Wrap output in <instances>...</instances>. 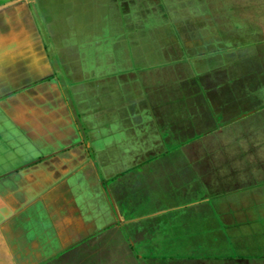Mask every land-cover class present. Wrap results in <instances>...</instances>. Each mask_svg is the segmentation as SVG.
<instances>
[{
  "label": "crops",
  "instance_id": "obj_1",
  "mask_svg": "<svg viewBox=\"0 0 264 264\" xmlns=\"http://www.w3.org/2000/svg\"><path fill=\"white\" fill-rule=\"evenodd\" d=\"M79 2L0 0V264H168L143 251L157 248L161 221L185 228L199 212L201 228L174 242L213 252L189 264H264L262 148L248 146L251 160L237 167L226 162L232 152L221 159L220 145L198 155L185 147L191 131L193 140L222 133L227 115L239 112L235 121H247L264 113V103L250 110L258 98L248 96L250 111L225 113L222 105L214 126L201 117L199 97L186 99L190 76L225 69V60L264 61V0H197L190 11L189 4L159 1L143 9L150 25L123 13L120 22L145 27L149 36L129 33L115 49L118 68L103 62L91 69L87 42L78 45L72 31ZM56 25L64 36L48 30ZM136 55L150 62L134 67ZM195 83L194 93L201 90L200 79L197 89ZM173 145L186 160L158 163ZM221 226L228 239L234 234L237 256L214 253L228 242Z\"/></svg>",
  "mask_w": 264,
  "mask_h": 264
},
{
  "label": "rangeland",
  "instance_id": "obj_2",
  "mask_svg": "<svg viewBox=\"0 0 264 264\" xmlns=\"http://www.w3.org/2000/svg\"><path fill=\"white\" fill-rule=\"evenodd\" d=\"M160 4H164V0H81V3L79 2L78 7V18L74 22V26L72 27V31L74 33V36L76 37V43L78 45L83 44V42L86 40L87 46H86V52L84 53V60L87 61L89 64L90 69L94 68V65L96 63H103L104 65L109 62L111 64L110 66H106L107 68H110L113 66V62L117 63V54L118 50L117 45L120 41H130L129 33L132 34V32H136V35L133 36L134 38H145L148 37V29L143 27L142 31L139 32L141 26H135L128 28L127 24L125 25V21L122 22L120 17L124 16L123 13L127 14L126 19H135V20H143V24L150 25L152 22L148 21L149 19H152L150 15H148L147 12H144L143 9L146 7L154 6L158 7ZM169 6H176L178 5H188L189 11L192 8H195L196 4L199 3L197 0H165ZM200 1V0H199ZM217 1V0H214ZM49 2V1H48ZM50 3H53L50 1ZM223 3V2H222ZM51 6V5H49ZM264 6V4H263ZM153 7V8H154ZM53 8V7H52ZM71 8V6H70ZM82 9V11H81ZM123 10V11H122ZM197 10V9H196ZM81 11V13H80ZM62 13V12H61ZM118 14V16H117ZM254 20L255 17L258 15V12L255 11L253 13ZM260 16H264V9L259 13ZM228 16H230V13H228ZM58 17V14L56 12L51 11V20L53 21ZM184 17V16H183ZM71 20V17H69ZM189 18L192 20L198 21L201 19L200 16H189ZM147 19V20H146ZM188 18H183V20H187ZM192 20V21H193ZM59 21V20H57ZM148 21V22H147ZM61 22V21H60ZM53 23V22H51ZM132 23V22H130ZM56 24V23H55ZM59 24V23H58ZM142 24V25H143ZM64 24H61L60 26H63ZM134 25V24H133ZM50 28V27H49ZM61 27H55L51 26V29H48L54 33L56 32V36H64V34L61 32ZM64 27H62L63 29ZM46 29V30H47ZM64 29H67L66 27ZM186 29V28H184ZM192 30V29H191ZM198 29L195 28L192 30L193 32H196ZM188 31V32H192ZM61 33V34H60ZM123 37V39H122ZM63 38V37H62ZM61 38V39H62ZM125 39V40H124ZM106 43V46H105ZM104 53V55L101 54ZM100 54L99 62L97 60V56ZM144 55V54H143ZM81 58V53L79 55ZM134 56V55H133ZM133 56H131L133 58ZM139 59L136 61L131 60L133 62L134 67H140L139 64H143V67L145 66L146 62H150L148 58L140 59V55H136ZM228 56V55H226ZM112 58V59H111ZM113 58L115 60H113ZM82 62H84L83 58H81ZM137 62V63H136ZM203 62V61H201ZM216 63L219 64V62L216 61H208L207 64L209 66H213ZM135 64H137L135 66ZM80 67V65L78 66ZM114 67L118 68V63L114 65ZM100 67H96V69H99ZM218 71V72H217ZM203 73L207 72L205 75L198 76H190V87L188 89L189 95L187 94L186 99H189L191 103H194L193 101L197 99L198 97L201 99L202 107L204 110L201 111V117H206L207 121L209 119L213 121L212 123L215 124L220 122V118L222 116L221 112L218 111V113L215 116H220V118L214 117V111L220 110V108H223V112L226 113L229 109H232V113H237L238 111L236 109H240L241 112H247V99L246 97L251 96L253 98H258L254 102L256 104H253V107L250 110H261L260 106L261 103H264V61L262 60H225V69L217 70L215 68L209 67L207 71H202ZM75 78V77H74ZM200 79L201 84V90L199 92L194 93V87L193 84L195 83L196 89L198 88L197 81ZM248 87H251L250 89L252 91H248ZM186 89L184 88V92ZM235 101L237 103V107H233V104ZM241 101V102H239ZM213 102L216 104L214 108L212 107ZM211 104V110L208 108ZM208 108V109H205ZM213 110V111H212ZM235 110V111H234ZM249 110V111H250ZM264 110V108L262 109ZM248 111V112H249ZM260 115L255 114L251 115L248 120L247 118H242L240 121H235V118H237L241 113L238 112V116L235 118H230L229 115H227L226 120L232 121L230 124L226 125L228 121H224L223 119L221 122L224 124L222 133H209L206 136H201L200 139L193 140L194 137L197 138V134H195L194 131H191L189 133V136L187 141L189 139H192V141L189 142L185 147L194 146L195 148L190 147L192 150L191 152L198 155L197 152H211V148L213 150L219 149V145L221 146V152H216L220 154L221 153V159L224 158L225 154H229L228 152H232V157L235 158L234 160L228 159L226 161L223 159V161L235 163L237 167H240L239 164H245L248 160H251V157H248L246 153L250 151V148L248 146H252L254 144L255 149H258L259 147L262 148L264 151V113L259 112ZM249 116V114H248ZM247 116V117H248ZM223 118V117H222ZM225 118V117H224ZM206 121V122H207ZM263 122V123H262ZM249 125V126H248ZM203 128V127H202ZM204 129H210L211 130V124H205ZM250 129V130H249ZM196 130V129H193ZM209 130V131H210ZM208 131V132H209ZM203 132V131H202ZM219 132V131H218ZM249 134L251 137H249ZM253 134V135H252ZM187 136V134H186ZM214 141L216 143L214 144ZM204 144L201 148V144ZM168 147V146H167ZM170 146V149L171 150ZM208 147V148H207ZM177 145H173V151L172 153H168L167 156H162L161 160L157 161L158 163H170L173 165H176L177 163H182L183 160H186L181 154L179 155V151L177 150ZM169 150L167 152H169ZM201 150V151H200ZM214 151V152H215ZM212 152V153H214ZM242 153V157L234 154ZM215 155V156H216ZM197 159V158H196ZM195 160V159H194ZM197 161V160H196ZM222 161V162H223ZM221 162V160H219ZM204 164H209V161L204 159ZM202 164V163H201ZM237 174H240L238 172ZM245 179V177H242ZM210 204V203H207ZM211 206V205H209ZM200 207V206H198ZM197 208V206H196ZM188 213H186L187 215ZM175 217L177 215H174ZM207 219L208 215L206 216ZM204 217V218H206ZM216 218V217H215ZM202 214H199L188 220V227H181V224L179 221H172L171 225L169 221L165 223V221H161L162 223L158 227V236L156 237L155 246L157 245V248L153 251H143V255H149L153 256L158 259H166L168 261V264L172 260H176L180 263L188 262L189 259H200L201 256L205 257L208 252L210 251L206 248L201 247V245H195L191 244L189 242H183L182 243H176L174 240L175 237H178L181 233H188L186 234L183 240L189 241L188 236H191L194 231H198L201 228V222L203 221ZM219 223V221H217ZM209 223H211L209 221ZM158 224V223H156ZM167 225V226H166ZM220 225V224H219ZM216 228L217 225H214ZM220 230L225 234V238L228 241L226 246H223L221 249L214 251L220 252L219 257H222L223 254H225L226 249H230V251L235 253V249L232 247V242L235 240L233 238V235L231 237L229 236V239L225 233V227L221 226ZM173 234V235H172ZM177 234V235H176ZM176 235V236H175ZM193 237V236H192ZM158 240V241H157ZM153 241V240H152ZM142 243L149 245V241H142ZM152 248V246H151ZM237 256V254H233V256ZM127 257V256H126ZM151 258V257H150ZM191 264H199V263H191ZM201 264V263H200Z\"/></svg>",
  "mask_w": 264,
  "mask_h": 264
}]
</instances>
